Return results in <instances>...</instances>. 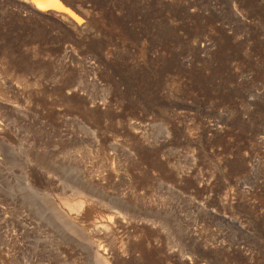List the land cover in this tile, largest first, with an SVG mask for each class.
<instances>
[{
  "label": "rangeland",
  "instance_id": "1",
  "mask_svg": "<svg viewBox=\"0 0 264 264\" xmlns=\"http://www.w3.org/2000/svg\"><path fill=\"white\" fill-rule=\"evenodd\" d=\"M17 2L0 264H264V0Z\"/></svg>",
  "mask_w": 264,
  "mask_h": 264
},
{
  "label": "bare ground",
  "instance_id": "2",
  "mask_svg": "<svg viewBox=\"0 0 264 264\" xmlns=\"http://www.w3.org/2000/svg\"><path fill=\"white\" fill-rule=\"evenodd\" d=\"M15 2L16 1H18V2H20V6H21V3H28L29 4V7L30 6H32V8L37 12V11H40V12H42V14H44V13H49V12H52L54 15H58V14H60V13H62V14H64L63 16H64V18H65V14L67 13V14H72L71 12H70V10L68 9V7H67V5L65 4V0L63 1V0H40V3H39V5L37 4V3H35L34 2V0H14ZM17 2V3H18ZM25 6V5H24ZM26 6H28V5H26ZM31 8V7H30ZM21 10V9H20ZM12 11V10H11ZM39 13V12H38ZM51 14V13H50ZM49 14V15H50ZM62 14H60V15H62ZM56 15V16H57ZM40 16V15H39ZM45 16H48V15H46L45 14ZM63 16L62 17H60V19L61 18H63ZM53 17V16H52ZM71 17V16H70ZM58 19H59V17H58ZM66 19V18H65ZM66 21V20H65ZM79 25H80V23H79ZM1 55V54H0ZM1 57V56H0ZM4 57L2 56V59H3ZM1 59V58H0ZM2 59L0 60V104L1 103H6V102H8V101H12V104H13V106H11V107H15V109H21V108H19L20 107V102L22 101L21 99H24V96H22V94H23V91H25L24 89H23V91H22V88H21V86H19V84L17 85L16 84V81L14 80V78H13V76H12V71H14L13 73H17V72H15V70H13V69H16V68H14L13 67V69L11 70V72L8 70L9 68L8 67H6L7 66V64H6V66L4 65V63L2 62ZM7 59V58H6ZM6 59H4V60H6ZM3 60V61H4ZM7 63L9 62V61H6ZM10 64V63H9ZM9 66V65H8ZM30 66V65H29ZM50 66V65H49ZM10 67V66H9ZM60 67V66H59ZM12 68V67H11ZM10 68V69H11ZM32 70V69H31ZM28 71V70H27ZM30 71V70H29ZM34 71V70H33ZM30 72H32V71H30ZM61 72H63V70L61 71ZM61 72H59V73H61ZM38 73V72H37ZM21 74V73H20ZM41 74V73H40ZM62 74V73H61ZM16 75V74H15ZM14 75V77H16ZM18 75V74H17ZM22 75V74H21ZM20 75V76H21ZM30 75H31V73H30ZM37 75V74H36ZM64 75V73L62 74V76ZM33 75H31V77H32ZM61 76V75H60ZM30 77V78H31ZM57 77V76H56ZM17 79V78H16ZM33 79V78H32ZM60 79V78H59ZM58 79V80H59ZM64 79V78H63ZM34 80V79H33ZM32 80V81H33ZM57 80V79H56ZM31 81V80H30ZM60 81V80H59ZM62 81V80H61ZM20 82V81H19ZM18 81H17V83H19ZM21 82L23 83L24 82V80L21 78ZM65 82V81H64ZM27 83V82H26ZM34 83V82H33ZM24 84V83H23ZM32 83H30V85H31ZM38 84H39V82H38ZM50 84V83H49ZM57 85V84H56ZM25 86H26V90H27V86H29L28 84H25ZM48 86V85H47ZM62 87H63V84L61 85ZM60 87V86H59ZM30 88H31V86H30ZM49 88V87H48ZM32 89V88H31ZM35 89V88H34ZM33 89V90H34ZM45 89V88H44ZM44 89H42V90H44ZM60 89V88H59ZM28 90H30V89H28ZM41 90V89H40ZM41 90V91H42ZM47 91H48V89H47ZM51 91V90H50ZM53 91V90H52ZM58 91V90H57ZM60 92V91H59ZM63 92H64V90H63ZM22 93V94H21ZM26 93H27V91H26ZM34 93V92H33ZM44 92L42 91V93L41 94H43ZM48 93V92H47ZM62 93V92H61ZM67 93V92H66ZM31 95H32V93H30ZM29 94V95H30ZM64 94V93H63ZM29 95H27V96H29ZM44 95V94H43ZM51 95V94H50ZM38 96V95H37ZM47 96V95H46ZM22 97V98H21ZM30 97V96H29ZM55 98V97H54ZM58 98V97H57ZM57 98H55V99H57ZM32 101H33V99H32V97L30 98ZM29 99V100H30ZM61 99H62V97H61ZM61 99L59 100L60 102H61ZM30 100V101H31ZM52 100H53V98H52ZM58 100V99H57ZM31 101V102H32ZM33 103V102H32ZM58 103V102H57ZM63 103V102H62ZM22 104H24V102L22 103L21 102V105ZM60 104V103H59ZM9 105V104H8ZM25 105V104H24ZM33 105V104H32ZM27 106V105H26ZM25 106V107H26ZM31 106V105H30ZM6 107V106H5ZM29 107V106H28ZM27 107V109H29ZM59 107V106H58ZM65 107V106H64ZM38 108V107H37ZM54 108H56V107H54ZM61 108L62 109H64L62 106H61ZM5 109V108H4ZM26 109V110H27ZM60 110V111H63V110ZM2 110V112H4L3 111V109H1ZM18 110V111H19ZM12 110H11V108H10V112H11ZM16 112L17 114H15L14 115V119H13V121H12V123L10 124H8V122H7V124H4V122H5V119H3V120H0V163H7V161H6V159H8V158H10L12 155H16L15 154V151H16V147L15 146H13V145H11L12 147H15L16 149H14V148H10V147H7L6 145H5V143L3 142V140H4V132H3V128H7V127H13L14 128V130L15 129H17L18 128V123L16 122V121H19L18 120V118L21 116L22 117V115H24L23 113H22V111L20 112L21 114H19V112ZM60 111H59V113H60ZM64 111H65V109H64ZM1 112V114H0V119H2V113ZM6 112V111H5ZM13 112V111H12ZM25 112V111H24ZM15 113V112H14ZM64 113V112H63ZM5 115H6V113H4ZM7 114H8V112H7ZM62 113H60V115H61ZM11 115V114H10ZM26 115V114H25ZM7 117V116H6ZM8 117H10V116H8ZM25 118H27V116H24ZM23 117V118H24ZM12 118V117H11ZM22 118V119H23ZM8 119V118H7ZM7 121H9V120H7ZM11 121V120H10ZM64 121V120H63ZM20 123H21V119H20ZM25 123V122H24ZM27 123V122H26ZM25 123V124H26ZM64 125V124H63ZM23 127V126H22ZM26 127V126H25ZM28 127V126H27ZM19 128L21 129V126H19ZM24 128V127H23ZM29 128V127H28ZM34 128V127H33ZM26 129V128H25ZM9 130V129H8ZM21 130H23V129H21ZM26 131H28V130H26ZM3 132V133H2ZM11 132H13V131H11ZM20 131H19V129H18V133H19ZM24 132V131H23ZM29 132H30V130H29ZM28 132V133H29ZM32 132V131H31ZM2 133V134H1ZM17 133V130H16V137H17V139H18V137L20 136V137H22L21 135H19ZM25 133V132H24ZM33 133V132H32ZM47 133V132H46ZM26 134H27V132H26ZM25 134V135H26ZM40 134V133H39ZM48 134V133H47ZM2 135V136H1ZM5 136H6V134H5ZM37 136V135H36ZM4 137V138H3ZM28 137V136H27ZM24 139V138H23ZM29 139V138H28ZM63 139H64V137H63ZM7 140V139H6ZM5 140V141H6ZM60 140H62V138L60 139ZM18 142L17 143H19V140H17ZM63 141V140H62ZM20 142H22V141H20ZM24 142V141H23ZM61 143V142H60ZM62 143H64V142H62ZM8 144H10V143H8ZM7 144V145H8ZM20 145V144H19ZM29 145V144H28ZM57 145V144H56ZM64 145V144H63ZM61 146V145H60ZM28 147H30V146H28ZM19 148V147H18ZM23 148V147H22ZM25 148V147H24ZM23 148V149H24ZM27 148V147H26ZM14 149V150H13ZM50 149V148H49ZM58 149V148H57ZM61 149H62V146H61ZM63 149H64V146H63ZM21 149H19V151H20ZM32 150V149H31ZM64 150H66V149H64ZM18 151V150H17ZM26 151V150H25ZM60 152H61V150H60ZM60 152H59V154H60ZM63 152V151H62ZM18 153H20V152H18ZM32 153V152H31ZM62 154V153H61ZM64 154H66V153H63V155ZM60 156H62V155H60ZM14 158V157H13ZM12 158V159H13ZM60 159V157L58 158V160ZM42 160V159H41ZM57 160V159H56ZM47 161V160H46ZM45 161V162H46ZM49 161V160H48ZM63 161V160H62ZM61 161V180L63 179V174H64V161L62 162ZM44 162V163H45ZM53 162V161H52ZM46 165V164H45ZM59 165V164H58ZM47 168V167H46ZM58 176V175H57ZM58 178V177H57ZM60 182H62V181H60ZM61 186V185H60ZM62 187V186H61ZM64 190V189H63ZM33 197V196H32ZM29 198V197H28ZM28 198H27V200H28ZM44 202H47L46 200H44V199H42ZM35 201H37V200H35ZM32 201H31V199H30V203H31ZM42 203V202H41ZM85 203V202H84ZM84 203H83V205L81 206L80 204V206L78 205L77 206V210H75V211H73L74 213H76V216H80V217H83L84 218V220H87L88 222L90 221V222H92L93 220H94V217L96 216H94V213L92 212V211H90L89 209H86L85 208V206H84ZM87 207H88V205H86ZM80 207V208H79ZM90 207H91V205H90ZM68 208V207H67ZM66 208V209H67ZM79 208V209H78ZM69 209V208H68ZM72 210H74V208L73 209H70V213L72 214L73 212H71ZM95 211V210H94ZM70 214V215H71ZM74 216V215H73ZM75 216V217H76ZM78 217H76L75 218V220H77V222H78V220L79 219H77ZM74 219V218H73ZM86 221V222H87ZM85 222V223H86ZM93 224V223H92ZM88 226H91V224L90 225H88Z\"/></svg>",
  "mask_w": 264,
  "mask_h": 264
},
{
  "label": "snow or ice",
  "instance_id": "3",
  "mask_svg": "<svg viewBox=\"0 0 264 264\" xmlns=\"http://www.w3.org/2000/svg\"><path fill=\"white\" fill-rule=\"evenodd\" d=\"M35 3H37L39 5L40 0H34Z\"/></svg>",
  "mask_w": 264,
  "mask_h": 264
}]
</instances>
